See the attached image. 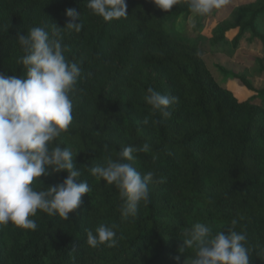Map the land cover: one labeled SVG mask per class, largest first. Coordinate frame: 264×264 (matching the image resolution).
I'll return each instance as SVG.
<instances>
[{
  "label": "trees",
  "instance_id": "1",
  "mask_svg": "<svg viewBox=\"0 0 264 264\" xmlns=\"http://www.w3.org/2000/svg\"><path fill=\"white\" fill-rule=\"evenodd\" d=\"M127 18L104 21L87 8V0H0V74L23 77L24 55L17 40L32 27L63 28L79 14L80 32L62 29L65 57L82 68L70 93L73 121L53 143L69 147L90 193L67 220L38 210L37 229L11 223L0 226V264H180L194 255L180 253L185 229L204 223L225 234L231 221L246 231L250 264H264V87L256 90L247 72L219 65L222 73L240 81L260 98H237L217 81L207 66V54L232 57L245 33L264 46V0L240 5L231 16L214 20L208 37L191 38L166 29L164 22L192 15L184 3L169 11L152 0H126ZM195 29L203 28L202 16ZM203 35V34H202ZM207 42H203L204 39ZM254 70L264 73V56L254 58ZM151 87L178 97L169 118L145 102ZM148 118L149 123L142 121ZM149 145L131 163L142 175L154 173L149 202L123 220L119 191L90 173V167L117 159L124 146ZM155 157V158H154ZM66 171L41 175L36 190L62 183ZM116 225L115 247L87 244V230ZM261 253L260 257L257 256Z\"/></svg>",
  "mask_w": 264,
  "mask_h": 264
},
{
  "label": "clouds",
  "instance_id": "2",
  "mask_svg": "<svg viewBox=\"0 0 264 264\" xmlns=\"http://www.w3.org/2000/svg\"><path fill=\"white\" fill-rule=\"evenodd\" d=\"M160 9L169 11L174 5L184 3L196 16H207L219 10L228 0H152ZM87 8L108 22L127 18L126 0H87ZM65 15L71 20L61 28L55 23L50 30L32 27L26 35L18 34V42L24 55L20 63L26 69L23 77L0 74V226L9 223L27 230H36L33 217L37 211L49 216L58 215L67 220L78 208L82 195L90 193L87 181L77 183L81 173L74 163V154L69 147L53 143L67 132L73 121V101L70 93L75 90L82 68L65 57L62 29L80 32L83 23L75 9L69 8ZM145 102L153 111L169 118L170 106L178 97L164 95L151 87L147 89ZM149 123L148 118L142 121ZM147 143L137 148L124 146L117 159L108 158L104 165L90 167L96 179L114 185L119 191V212L123 220L135 217L141 204L149 202L150 182L154 173L143 175L131 163L136 152H149ZM155 158V157H154ZM53 172L66 171L62 183L36 190L33 181ZM238 221L233 219L227 234L213 233L211 227L197 222L183 232V244L179 249H193L194 255L183 264H250V248L246 231H236ZM116 225L99 224L87 230V244L92 248L101 245L115 247ZM264 253V249H261ZM261 253L257 256L260 257ZM174 259L180 264L181 257Z\"/></svg>",
  "mask_w": 264,
  "mask_h": 264
},
{
  "label": "rangeland",
  "instance_id": "3",
  "mask_svg": "<svg viewBox=\"0 0 264 264\" xmlns=\"http://www.w3.org/2000/svg\"><path fill=\"white\" fill-rule=\"evenodd\" d=\"M253 0H228V3L219 10H214L207 16H202L203 28L196 30L197 17L192 14L186 18L178 17L176 20H168L164 22L166 29H171L182 35L196 38L198 36L208 37L211 33V28L214 20H219L234 14V11L243 4L249 3ZM259 26L264 29V19L259 21ZM203 34V35H202ZM204 39L203 42H207ZM256 56H264V46L256 38H250L248 33H245L239 41L238 48L232 57L226 54H207L204 60L210 70L213 72L217 81L229 86L234 95L239 99L253 98L255 102H259L260 98L255 92L248 90L242 86L240 81L233 79L224 74L219 69V65H223L226 69L234 72H247L248 79L252 86L258 90L264 87V73H259L254 70V58Z\"/></svg>",
  "mask_w": 264,
  "mask_h": 264
}]
</instances>
